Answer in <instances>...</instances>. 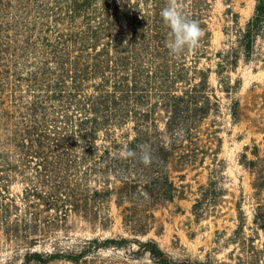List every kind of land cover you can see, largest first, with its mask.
<instances>
[{
	"label": "trees",
	"instance_id": "obj_1",
	"mask_svg": "<svg viewBox=\"0 0 264 264\" xmlns=\"http://www.w3.org/2000/svg\"><path fill=\"white\" fill-rule=\"evenodd\" d=\"M183 2L204 36L198 49L176 59L165 47L169 29L160 16L167 0H0V249L19 257L14 264H103L100 251L132 246L151 264H230L174 259L154 240L93 237L64 246L60 238L72 218L107 230L112 203L122 207L126 229L149 231L152 210L179 197L170 164L182 168L205 152L200 127L220 107L212 72L237 121L241 81L230 73L257 60L264 0H256L243 27L229 11L232 40L217 54V0ZM145 143L150 166L120 158L123 145ZM252 154L256 160L242 155L241 164L255 169L256 147ZM253 224L264 231V204ZM243 229L240 221L232 239L238 252L229 260L264 264V250ZM45 245L52 250H35Z\"/></svg>",
	"mask_w": 264,
	"mask_h": 264
},
{
	"label": "rangeland",
	"instance_id": "obj_2",
	"mask_svg": "<svg viewBox=\"0 0 264 264\" xmlns=\"http://www.w3.org/2000/svg\"><path fill=\"white\" fill-rule=\"evenodd\" d=\"M256 0H217L211 21L213 54L228 48L232 37L228 29L233 26L232 13L238 16L243 27L252 16ZM257 60L249 65L240 64L230 73L232 82L239 79L241 87L238 100V118L231 117V101L219 91L218 76L212 72L209 83L219 98L220 107L200 127L199 145L204 154L184 167L171 163L170 177L178 190L172 202L152 210L153 223L145 235L133 234L122 223V207L111 204L112 224L105 231H92L88 225L70 220V232L62 237L64 246L77 245L79 240L93 237H126L141 241L154 240L174 259L204 260L212 257L229 262L238 252L233 242L240 221L247 237L264 250V231L256 229L253 216L258 204H264V43L256 47ZM217 58L207 64L215 70ZM257 148L260 161L255 169L241 164L242 155L256 160L252 151ZM0 242H3L0 236ZM37 251H51V246H38ZM11 250L0 249V260L14 264ZM19 255V254H18ZM98 259L103 264H151L147 255L136 246L126 250L100 251Z\"/></svg>",
	"mask_w": 264,
	"mask_h": 264
},
{
	"label": "clouds",
	"instance_id": "obj_3",
	"mask_svg": "<svg viewBox=\"0 0 264 264\" xmlns=\"http://www.w3.org/2000/svg\"><path fill=\"white\" fill-rule=\"evenodd\" d=\"M160 16L164 26L169 29L165 47L171 56L180 59L186 52L200 47L204 36L203 29L197 20L187 15L183 0H167ZM119 156L122 159L138 158L146 167L150 166L154 159L151 146L147 143L137 145L136 149L123 145Z\"/></svg>",
	"mask_w": 264,
	"mask_h": 264
}]
</instances>
